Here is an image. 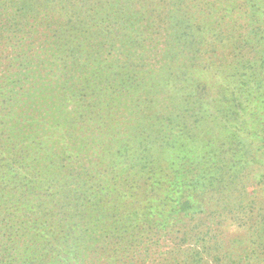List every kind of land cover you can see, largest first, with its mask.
I'll use <instances>...</instances> for the list:
<instances>
[{
    "label": "trees",
    "instance_id": "obj_1",
    "mask_svg": "<svg viewBox=\"0 0 264 264\" xmlns=\"http://www.w3.org/2000/svg\"><path fill=\"white\" fill-rule=\"evenodd\" d=\"M52 1L0 0V42L11 34L18 37L27 35L32 27L27 14L32 12L36 18L42 12H49L46 8ZM88 1H91L90 5H87V0H79L80 4L93 9L94 0ZM120 3L118 0L117 7ZM129 3L119 10L118 15L93 13L84 18L77 13L64 11L68 22L73 21V24L68 30L63 28L62 38L75 41L77 46H73L72 50L77 57L85 51L84 60L90 65L86 75L87 84L103 88L100 96L106 97L104 103L110 106V111L104 113L106 121L101 122V126H105L107 133H113L110 134L112 140L117 138V132L108 131V119L115 117L111 110L127 103L136 108L140 106L138 112L131 110L134 114H130L131 117L137 114L139 117L138 132L133 141L143 151V157H148L151 162L144 166L154 167L146 183L159 195L155 194L141 210L133 211L128 218L125 214H119L104 232L111 234L112 239L116 238L114 244L126 242L129 246H135L132 244L138 240L142 242L144 238L148 244L145 250H125L126 253L106 250L109 260L99 256L100 264H125L124 261L135 264L150 257V244H159L162 239L157 235L150 236L149 231L146 234L127 233L135 227L137 218L144 220L148 216H157L152 225L166 231L167 220L173 219V214H179L178 220L180 216H186L191 221L189 232L199 225L203 226L206 218L222 216V209L226 213L227 204L219 203L217 199L224 197L228 200L233 187L241 179L246 162L242 157L247 151L245 143L249 131L241 130L239 122L248 113H255L256 103L264 105V31L261 20L250 24L240 37L239 44H242L244 52L242 49L228 51L225 46L223 52H219V59L223 58V61H220L217 70L224 69L227 73H222L217 80L219 89L215 95L203 92L206 82L198 81L195 88L182 86L186 95L181 94L184 99L177 97L175 100L172 94L176 96L178 88H170L174 82L180 85L179 81L189 76L190 68L195 69V73H205L215 62L217 49L214 45L202 47L196 44L198 33H202V38L213 29L207 26L206 20H201L204 24L189 22L190 16H184L189 14L182 12L185 5L181 0H175L174 9L165 10L164 16L153 8L141 6L140 10L128 6ZM98 6L104 8L105 4L100 2ZM125 9L133 11L126 13ZM159 20L162 22L156 23ZM117 23L119 26L115 27ZM86 24L94 27L90 29ZM232 36L226 39L221 37L220 41L229 44ZM94 38H99V41L94 45L89 44L91 50L86 51L85 42ZM116 41L125 50L119 52L115 62H110L107 57L98 59L94 56V47L98 51L106 44L110 55ZM58 48L60 51L47 50L54 61L65 58L61 45ZM184 53H187L189 64L184 65V71L178 73L175 67L178 62L182 63L178 58ZM164 56H169L171 61L166 62ZM60 68L22 66L4 86H0V264H73L72 261L78 259L76 250L79 244L85 242L83 239L105 237L100 234L103 230H97L100 227L97 223L99 219L104 222L107 217L110 218L111 215H107L110 211L99 207L100 200L97 198L90 203L89 188L84 179L77 181L76 187L59 181V174L53 172L56 165L52 147L46 146L40 139L42 134H46L44 124L53 116L51 111L43 113L37 101L40 100L49 109L65 111V106L55 104V94L41 96L43 90H32L42 83L37 84L36 80L31 82L28 75L31 73L34 78L42 69L45 74L58 75L63 73ZM62 68H66V65ZM156 77L159 84L166 87L165 92L169 90L168 93H155L152 86ZM63 79L68 80L69 77L65 75ZM16 82L23 87L16 88ZM49 87L48 91H51L53 86ZM104 89L106 92L102 95ZM58 100L63 103L60 96ZM153 105L165 111L156 116L145 111ZM165 130L167 132H163ZM170 150L181 153V156L162 166V156ZM183 158L185 160L181 162ZM40 160L49 168L47 172L39 173L40 166H34ZM183 164L196 171V175L189 176V185L180 179L182 175L179 170ZM100 172L98 186H93L96 187L94 194L105 192L114 195L115 191L109 187L110 180L105 179L102 169ZM163 178L168 184L159 190L157 185H161ZM105 181L110 191L99 187ZM193 193L200 199L194 201ZM181 197L185 199L181 200ZM206 205L213 208L207 209ZM71 208L75 214L71 213ZM87 211L94 220L92 217L87 219ZM159 216L163 217L159 219ZM225 223L226 220L220 218L217 225L219 227ZM138 228L140 231L144 229ZM115 232H119L120 236H115ZM96 233L99 235L95 236ZM206 235L200 230L193 243L188 236L180 235L177 240H172L167 250L154 251L160 261L170 259L179 264H244L242 260H233L223 238H219V235L207 238ZM139 255L143 256L139 258Z\"/></svg>",
    "mask_w": 264,
    "mask_h": 264
},
{
    "label": "rangeland",
    "instance_id": "obj_2",
    "mask_svg": "<svg viewBox=\"0 0 264 264\" xmlns=\"http://www.w3.org/2000/svg\"><path fill=\"white\" fill-rule=\"evenodd\" d=\"M100 2H104V8L97 7ZM109 2H112V4L110 5ZM117 2L118 0H94L92 9L89 6L80 4L79 0H53L49 3L50 6L46 8L49 12H42L36 18L33 17L32 12L27 14L29 24L32 25L27 35H21L20 33L19 35L21 36L18 37L11 34L9 38H3L0 42V86H4L6 81L14 76L19 67L22 66L36 69L46 66L61 67L60 71H63V73H58V75L45 74L43 73L44 69L38 71L34 78L31 73L28 75V79L31 82L36 80L37 84L42 83L40 87L32 88V90H43L41 96L43 94L49 95V93L55 94L57 95L55 104L65 106V111L60 108L49 109L40 100L37 101L39 109L43 113L51 111L53 116L44 124L46 134H42L40 139L44 141L46 146L52 147V152L55 154L52 157L55 159L56 165L53 167L56 171L53 172L59 174V181L76 187L77 181L84 179L83 181L87 183L89 188L90 203L91 200L97 198L100 200L98 206L110 211L107 213V215H111L110 218L107 217L104 222L103 219H99L100 222L97 223L98 225L100 224L97 230H103L100 234L105 237H86L83 239L85 242L81 241L79 248L76 250L79 260H73V264H100L102 261L98 260L99 256H104L107 261L109 260L107 257L108 251L106 250H121V252L126 253L125 250H145V246L148 245L144 238L142 242L138 240L132 244L135 246H129V243L127 244L126 242L114 244L113 241L116 238L112 239L111 234L104 233L108 229L107 226H110L112 220L117 219L119 214H125L127 218L132 216L133 211L141 210L145 203L150 201L156 194L146 183V179L151 176L154 167L144 166L148 163L151 164V162L148 157H143V151L139 150L137 144L134 145L133 141V137L138 132L137 123L139 122V117L138 114L135 117H131L130 114L138 112L140 106L136 108L131 103H127L120 105L116 110H111V113L115 114L117 118L116 120H111L115 118L111 117L107 122L108 131L117 132V138L112 140L110 134L113 133H107L104 130L105 126H101V122L106 121L104 113L110 111V106L104 103L106 97L100 96V90L103 88L87 84L88 77L86 75L90 65H88V61L84 60L85 51L77 57L72 50L73 46H77L75 41L62 38L63 28L68 30L73 24V21L68 22V16L64 11L77 13V15L84 18H88L93 13H98V15H118L119 10L126 3H129V0H120L121 3L118 7ZM173 2L175 0H131L128 6L140 8V10H142L141 6L153 8L152 10L154 11H161V15L164 16L165 10L174 9L172 7L174 5ZM181 2L185 5L182 12L189 14L184 16L186 18L190 16L189 22L204 24L201 20H206L207 26L213 29L210 34L202 37L203 39L200 38L202 33H198L196 44L202 47L214 45L217 53H215L216 55L214 54L215 62L209 69H206L205 73L203 71L195 73L196 70L190 68L188 71L189 76L187 75V78L179 81L180 85L174 82L170 88L175 89L177 87L178 91L176 96L174 94L172 96H174L175 100L177 97L184 99L181 94L186 95V93L181 87L186 85L188 89L195 88V82L197 83L198 81L206 82L207 86L206 89L203 87V92L215 95L219 89L217 80H219L222 73H227L224 69L217 70L218 64L223 61V58L219 59V52H223V46L228 51L235 52L242 49L244 52L242 44H239L240 37L250 27L249 25L254 24L257 20L262 21L264 31V0H181ZM87 3V5H90L91 1L87 0ZM109 5L110 8H108ZM132 11L125 9L126 13H131ZM162 20L156 23H161ZM116 26H119L118 23L115 24ZM86 27L91 29L94 26L86 24ZM229 36H232L229 44L228 42L223 43L220 41L221 37L226 39ZM98 41L99 38L89 39L88 42L84 41L87 43L85 50H91L89 44L94 45ZM60 45L61 51L65 52V58L54 61L47 50L60 51V48H58ZM114 45L111 47L110 55L106 47L107 44L98 51L94 47V56L98 59L107 57L110 62H115L117 60L116 56L118 57L125 49L118 41L114 42ZM186 57L187 53H184L183 56L178 58V61H182L181 64L178 62L175 67L178 73L183 72L184 69L182 67L189 64ZM231 57L233 58L232 55ZM163 59H166V62L171 61L169 56H164ZM64 65H66V68H62ZM65 75L69 77L68 80L63 79ZM153 81L154 86L152 84L151 86L154 88L155 93L162 95L169 92V90L165 92L166 87H162L159 84L158 77ZM16 83H18L16 88L21 89L23 87L19 82ZM80 84H82L81 87L79 86ZM49 86H53L51 91H48ZM104 90L102 95L106 92ZM58 96H60L63 103H60ZM34 97L36 98V95ZM121 98L124 97L122 96ZM159 107L158 105H153L150 108L147 107L148 109H145V111H149L153 116L158 115V113L160 115L165 110L162 111ZM131 110L134 113H131ZM244 112L247 113L248 111L244 110ZM239 126H242L241 130L249 131V137L245 143L247 151L242 157L246 161L244 162L245 167L242 171L241 179L233 187L228 200L224 197L217 199V202L227 204L228 211L225 213L222 209V214L224 213L222 216L206 218L203 226L199 225L198 228L189 232L187 230L192 226L190 224L191 221L186 216H180L178 220L179 214H173V219L167 220L168 229L166 231L162 227L152 225V222H155L158 218L157 216H148L144 220L137 218L135 227L127 231V233L141 232L146 234L149 231L150 236L157 235L162 240L159 244L158 242L150 244V257L144 258L142 261L138 259L139 261L135 264H179L170 259L160 261L158 254L154 250H167V246L172 244V240H177L180 235L188 236L190 242H192L200 230L206 232L207 238L218 235L219 238H223L233 260H242L244 264H264V105L256 103L255 113H248L244 116L243 121L239 122ZM163 132H167V130ZM174 151L170 150V152H166L162 156V166H165L171 160H175L177 156H181V153ZM99 154L100 157H98ZM184 160V158L181 159V162H184ZM38 162L39 164L34 166H40L38 169L39 173L49 170L42 160ZM89 165H92L91 168ZM191 168L188 165H181L179 171L182 175L180 177L182 183L187 182L186 184L189 185V176L196 175V171ZM100 169L103 170L105 179L110 180L111 185L109 187L112 191H115L114 195H107L105 192L94 194L93 189L96 187L93 186H98L96 184H98V178L102 174ZM157 175L159 176V174ZM160 177L162 178V176ZM102 183L99 187L110 191L107 189L108 182ZM167 184L166 179L163 178L161 185L157 186L159 190H162ZM129 185H132V187H129ZM117 190L119 191L117 192ZM157 196L159 197V195ZM181 198V200L185 199L184 197ZM192 199L197 201L200 198L193 193ZM206 208H213V206L206 205ZM71 213L75 214L72 208ZM87 213V219L92 217L94 220L92 214L89 211ZM162 217L159 216V219ZM73 218L74 220L77 219L75 215ZM220 218L225 219L226 223L218 227L217 222ZM70 220L73 219L71 218ZM138 227L144 228L143 230H146V232L140 231ZM185 227L186 229H184ZM109 230L111 231V229ZM98 235L96 233L95 236ZM114 235L120 236V233L115 232ZM139 256L141 258L143 255ZM168 261L171 262L168 263ZM124 262L129 264L127 261Z\"/></svg>",
    "mask_w": 264,
    "mask_h": 264
}]
</instances>
